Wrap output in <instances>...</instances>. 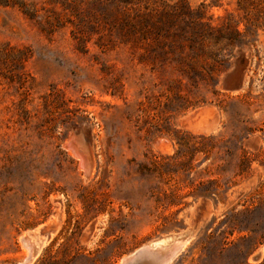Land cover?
<instances>
[{"label": "rangeland", "instance_id": "374dc122", "mask_svg": "<svg viewBox=\"0 0 264 264\" xmlns=\"http://www.w3.org/2000/svg\"><path fill=\"white\" fill-rule=\"evenodd\" d=\"M189 229L171 264H264V0H0V264Z\"/></svg>", "mask_w": 264, "mask_h": 264}, {"label": "water", "instance_id": "95a60500", "mask_svg": "<svg viewBox=\"0 0 264 264\" xmlns=\"http://www.w3.org/2000/svg\"><path fill=\"white\" fill-rule=\"evenodd\" d=\"M65 148L71 151L76 158L83 161V169L85 175L89 177L93 170V163L90 152V135L85 128H79L73 132L65 143ZM193 229H189L185 233L179 234L177 236L165 237V239L170 238L174 242H183L191 238L193 234ZM45 234L44 230L31 233L32 236H37L38 238H43ZM164 238L149 242L132 253L125 256L121 264H171L175 258H172V253H170V246H164L162 241ZM22 242L24 245H30L28 238H23ZM170 248V249H169ZM172 258V259H171Z\"/></svg>", "mask_w": 264, "mask_h": 264}, {"label": "bare ground", "instance_id": "6f19581e", "mask_svg": "<svg viewBox=\"0 0 264 264\" xmlns=\"http://www.w3.org/2000/svg\"><path fill=\"white\" fill-rule=\"evenodd\" d=\"M82 163V167H83V161H81ZM25 238L29 239L30 245H24V247H26V251L29 253V258L25 263H21V264H28L30 261H33V259H35L39 248L41 247L43 241L41 238H38L37 236H32L31 234H28ZM189 240L187 241H183V242H174L172 239L170 238H164V240L162 241V244L164 246H170L171 251L170 253H172V258H175L177 253L180 252V249L184 248V246H186L188 244ZM173 247H178L176 248V252H174ZM169 248V249H170ZM178 250V251H177ZM171 258V259H172Z\"/></svg>", "mask_w": 264, "mask_h": 264}]
</instances>
